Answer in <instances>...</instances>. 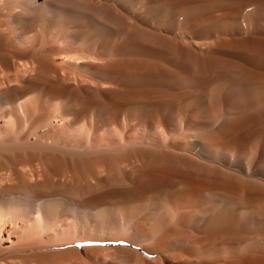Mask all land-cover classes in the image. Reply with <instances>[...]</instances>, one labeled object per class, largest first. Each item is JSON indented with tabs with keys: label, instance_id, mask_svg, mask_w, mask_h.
Here are the masks:
<instances>
[{
	"label": "bare ground",
	"instance_id": "bare-ground-1",
	"mask_svg": "<svg viewBox=\"0 0 264 264\" xmlns=\"http://www.w3.org/2000/svg\"><path fill=\"white\" fill-rule=\"evenodd\" d=\"M0 264H264V0H0Z\"/></svg>",
	"mask_w": 264,
	"mask_h": 264
},
{
	"label": "rangeland",
	"instance_id": "rangeland-1",
	"mask_svg": "<svg viewBox=\"0 0 264 264\" xmlns=\"http://www.w3.org/2000/svg\"><path fill=\"white\" fill-rule=\"evenodd\" d=\"M120 245V243H113V242H107V243H100V242H94L93 244H92V246H101V247H115V246H119ZM122 245H124V244H122Z\"/></svg>",
	"mask_w": 264,
	"mask_h": 264
}]
</instances>
